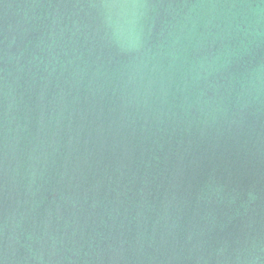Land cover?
<instances>
[{"label":"water","instance_id":"water-1","mask_svg":"<svg viewBox=\"0 0 264 264\" xmlns=\"http://www.w3.org/2000/svg\"><path fill=\"white\" fill-rule=\"evenodd\" d=\"M0 264H264V0H0Z\"/></svg>","mask_w":264,"mask_h":264}]
</instances>
